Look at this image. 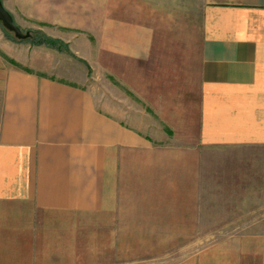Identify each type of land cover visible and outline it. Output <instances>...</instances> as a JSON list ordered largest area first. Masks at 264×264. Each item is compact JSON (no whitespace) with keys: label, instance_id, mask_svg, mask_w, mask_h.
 I'll return each instance as SVG.
<instances>
[{"label":"crops","instance_id":"1","mask_svg":"<svg viewBox=\"0 0 264 264\" xmlns=\"http://www.w3.org/2000/svg\"><path fill=\"white\" fill-rule=\"evenodd\" d=\"M105 28L102 49L138 66L136 112L47 70L0 63V211L29 205L69 219L102 212L127 219L167 204L174 228L190 231H160L153 213L137 216L153 231L135 234L207 235L208 157L216 154L217 234L227 236L216 264H264V228L253 221L254 205H264V0H205L196 67L179 81L144 67L152 59L144 29ZM163 135L167 144L157 143Z\"/></svg>","mask_w":264,"mask_h":264},{"label":"rangeland","instance_id":"2","mask_svg":"<svg viewBox=\"0 0 264 264\" xmlns=\"http://www.w3.org/2000/svg\"><path fill=\"white\" fill-rule=\"evenodd\" d=\"M1 1L23 35L29 34V38L17 40L0 24L2 65L25 71L47 70L45 74L51 77L90 88L98 100L107 98L118 105L123 100L133 112L137 105L143 107L136 94L138 66L130 68L125 60L102 49L98 38L105 33L106 25L113 26L115 33L122 24L149 33L152 59L144 67L150 72L155 68L156 73L160 68L162 74H167L165 82L168 73H176L179 81L182 71L196 67L205 0ZM40 40L43 43L38 45ZM144 111L148 125L158 131V124L152 122V110ZM165 140L163 135L157 143L167 144ZM218 158L216 154L208 157L207 235L135 234L153 231V222L138 221L137 211L124 213L127 219H120V213L105 212L69 219L32 210L29 205H6L0 211V264H216L217 244L227 238L217 234L220 213L216 172L222 162ZM254 206L258 210L253 221L257 231H263L264 205ZM160 207L156 212L145 211L141 218L155 213L162 218L160 231H190L174 228V212L167 204ZM138 222L149 229H136L133 224Z\"/></svg>","mask_w":264,"mask_h":264},{"label":"water","instance_id":"3","mask_svg":"<svg viewBox=\"0 0 264 264\" xmlns=\"http://www.w3.org/2000/svg\"><path fill=\"white\" fill-rule=\"evenodd\" d=\"M0 24L9 33L13 34L17 40H25L29 38V34L23 35L21 30L16 26L11 15L4 8L2 1L0 0Z\"/></svg>","mask_w":264,"mask_h":264},{"label":"trees","instance_id":"4","mask_svg":"<svg viewBox=\"0 0 264 264\" xmlns=\"http://www.w3.org/2000/svg\"><path fill=\"white\" fill-rule=\"evenodd\" d=\"M43 43V41L42 40H40L37 44L39 45V44H42Z\"/></svg>","mask_w":264,"mask_h":264}]
</instances>
